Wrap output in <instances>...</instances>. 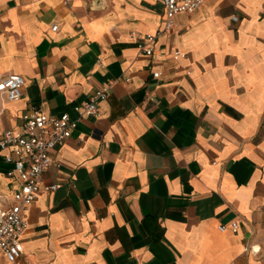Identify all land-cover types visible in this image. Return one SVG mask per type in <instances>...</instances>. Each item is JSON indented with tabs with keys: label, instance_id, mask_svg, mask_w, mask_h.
I'll return each mask as SVG.
<instances>
[{
	"label": "crops",
	"instance_id": "1",
	"mask_svg": "<svg viewBox=\"0 0 264 264\" xmlns=\"http://www.w3.org/2000/svg\"><path fill=\"white\" fill-rule=\"evenodd\" d=\"M165 17L162 0H0V75L25 78L18 100L0 93V132L116 81L0 264H264V0H206L143 54L132 32ZM8 168L0 149L5 194Z\"/></svg>",
	"mask_w": 264,
	"mask_h": 264
},
{
	"label": "built area",
	"instance_id": "2",
	"mask_svg": "<svg viewBox=\"0 0 264 264\" xmlns=\"http://www.w3.org/2000/svg\"><path fill=\"white\" fill-rule=\"evenodd\" d=\"M166 17L161 29L153 33L132 32L140 52L152 55L160 34L171 30L180 13H193L206 0H162ZM183 53L177 50L175 55ZM185 55V54H184ZM160 71L154 72L158 77ZM116 81L107 82L86 100L74 105L75 115L68 110L59 114L33 108L23 113V124L19 128L0 132V149L3 159L9 164L6 174L15 178L19 186L11 194L0 192V250L9 261H16L24 252V233L28 228V210L42 191L56 190L59 183H44V174L52 165L60 167L62 160L56 149L73 133L78 123L86 116L96 115L100 103L105 100ZM25 78L19 73L0 75V93L7 100H18L22 96ZM237 231L239 221L230 224ZM220 230L229 228L221 224ZM252 250H256L254 247Z\"/></svg>",
	"mask_w": 264,
	"mask_h": 264
}]
</instances>
